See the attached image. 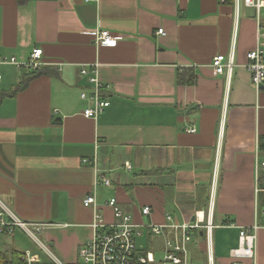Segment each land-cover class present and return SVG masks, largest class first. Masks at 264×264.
Returning <instances> with one entry per match:
<instances>
[{
    "label": "crops",
    "instance_id": "1",
    "mask_svg": "<svg viewBox=\"0 0 264 264\" xmlns=\"http://www.w3.org/2000/svg\"><path fill=\"white\" fill-rule=\"evenodd\" d=\"M259 27L264 0L258 10L233 0H0V55L25 62L43 50L35 74L0 64V212L40 226L65 264H80L95 212L115 220L112 198L137 225L141 253L161 259L180 225L201 221L189 264H264V83L257 89L247 69ZM98 30L117 43L96 44ZM231 53V71L215 75L213 58ZM94 75L109 105L90 118ZM254 225V257H230ZM25 250L40 258L19 227L0 233V264Z\"/></svg>",
    "mask_w": 264,
    "mask_h": 264
},
{
    "label": "built area",
    "instance_id": "2",
    "mask_svg": "<svg viewBox=\"0 0 264 264\" xmlns=\"http://www.w3.org/2000/svg\"><path fill=\"white\" fill-rule=\"evenodd\" d=\"M224 1V0H222ZM260 0H233V5L238 7L239 4L254 7L258 10ZM237 9V8H236ZM156 34H164L162 29H158ZM118 37L113 36L108 30H98L95 33V43L99 45H115ZM43 50L41 47L32 48L28 60L19 62L15 57H7L0 55V64H11L17 68L27 70H37L43 65ZM233 65L232 53L225 57L217 55L212 60V67L215 75H222L224 70L230 72ZM247 69L251 75V82L258 89L264 83V30L259 27L257 30V45L255 49L247 53ZM95 72V70H92ZM88 70L82 68L80 73L87 75ZM89 81L93 84L94 90L92 98L94 106L86 108L83 112L85 117L95 118L105 107L109 105L107 100H100L98 97L100 84L96 77L90 76ZM86 93L81 94V98L85 99ZM194 128L187 129V132H194ZM264 167V163L262 164ZM100 183L109 184L108 179H101ZM95 196L87 195L83 200L84 206L93 205ZM109 205L113 208L115 220L112 223L104 222L102 216L95 212L91 224L92 236L82 243L77 251V257L80 264H189L187 260V244L190 239L192 229L201 227V221L180 225V235L176 239H169L165 242V254L161 259H156L152 253H141V247L137 245L136 237L138 235L137 225L131 220L130 216L123 213L118 207L114 198L110 199ZM151 208L143 206L141 208L142 215H149ZM264 215V210L262 211ZM170 219V217H167ZM15 227L22 229L29 237H31L41 248L50 262L53 264H65L58 260L51 251L50 247L43 244L38 238L41 232L40 226H32L26 222L13 217H7L0 212V233L12 234ZM173 228L177 227L172 225ZM207 239L211 234L212 225L206 223ZM257 225L251 228H243L239 231L238 246L230 250V257L233 259L253 258L254 246L256 241ZM152 233L159 235L162 228L159 226H151ZM21 260L25 264H36L39 262V255L33 254L25 250L21 255ZM209 264H213L212 258L209 257Z\"/></svg>",
    "mask_w": 264,
    "mask_h": 264
},
{
    "label": "trees",
    "instance_id": "3",
    "mask_svg": "<svg viewBox=\"0 0 264 264\" xmlns=\"http://www.w3.org/2000/svg\"><path fill=\"white\" fill-rule=\"evenodd\" d=\"M225 1H229V0H225ZM37 71L33 70L30 71L31 74H35ZM27 83V80H22L21 82H19V84H17L15 91L16 90H21ZM260 148L264 149V138L261 139L260 141ZM3 258V254L0 253V261ZM10 264H24V262L19 258L18 254H14L12 256V258H10V260H8Z\"/></svg>",
    "mask_w": 264,
    "mask_h": 264
},
{
    "label": "rangeland",
    "instance_id": "4",
    "mask_svg": "<svg viewBox=\"0 0 264 264\" xmlns=\"http://www.w3.org/2000/svg\"><path fill=\"white\" fill-rule=\"evenodd\" d=\"M38 237L42 240V238L40 237V235H39ZM40 253H41V254H40ZM40 253H39V254H40V258H41V255H43L44 252L40 250ZM44 255H45V254H44ZM45 256H46V255H45ZM47 259H48V261L50 262L49 258H47ZM48 261H45V262L43 261L42 264H53L52 262L48 263Z\"/></svg>",
    "mask_w": 264,
    "mask_h": 264
}]
</instances>
